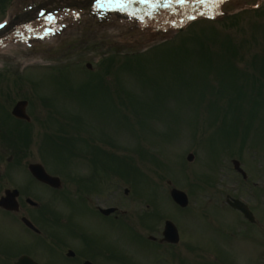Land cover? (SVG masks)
Here are the masks:
<instances>
[{
    "label": "rangeland",
    "instance_id": "obj_1",
    "mask_svg": "<svg viewBox=\"0 0 264 264\" xmlns=\"http://www.w3.org/2000/svg\"><path fill=\"white\" fill-rule=\"evenodd\" d=\"M224 11L215 21L191 22L173 41L151 47L149 38L143 47L150 50L135 47L134 30L130 46L124 44L123 27H98L97 21L90 29L95 37H81L83 19L54 26L57 36L51 41L38 34L29 45L19 41L0 52L3 57L15 53L16 65L41 47L47 61L36 67L54 73L26 72L40 82L42 93L57 99L47 109L32 101V110L37 106L44 114L27 128L29 159H43L64 177L72 175L68 179L91 175L83 185L89 202L118 206L126 211L120 218L130 224L147 205L162 206L169 196L167 180L188 192V209H173L164 201V215L175 217L182 229L185 246L176 264H259L264 259V234L254 238L264 230V0H232ZM16 66L3 64L1 70L13 73ZM189 152L195 154L192 162ZM235 157L248 173L247 183L233 169ZM228 194L248 202L259 224L244 225L226 203ZM84 205L98 225L108 223L91 204ZM114 232L121 247L149 245L138 229L124 223H116ZM190 242L193 254L186 250ZM138 247L137 252L117 247L112 264L158 263Z\"/></svg>",
    "mask_w": 264,
    "mask_h": 264
},
{
    "label": "flooded vegetation",
    "instance_id": "obj_2",
    "mask_svg": "<svg viewBox=\"0 0 264 264\" xmlns=\"http://www.w3.org/2000/svg\"><path fill=\"white\" fill-rule=\"evenodd\" d=\"M6 118L0 120V198L6 190L18 189L20 210L13 212L0 207V264H15L24 254L40 264H112L115 249L110 216L105 217L107 224L98 225L88 216L81 224L76 222L83 217L74 212L51 213L44 204L50 206L51 202L58 200L64 187L56 189L35 178L28 170L27 180L22 181L8 172V166L3 163L9 153L4 139L9 134ZM13 158L14 155L10 154L8 160ZM28 199L36 203L32 205ZM24 217L34 228L25 224ZM40 241L51 244V249L36 251L35 245ZM70 250L74 251L72 255H69Z\"/></svg>",
    "mask_w": 264,
    "mask_h": 264
},
{
    "label": "water",
    "instance_id": "obj_3",
    "mask_svg": "<svg viewBox=\"0 0 264 264\" xmlns=\"http://www.w3.org/2000/svg\"><path fill=\"white\" fill-rule=\"evenodd\" d=\"M190 158H192V156H190ZM235 164L237 167H239V163L237 161H235ZM172 196L173 198L178 202L180 203L182 206L186 205L188 200H187V197L185 195V193L179 191V190H173L172 191ZM233 206L237 207V208H240L241 210H243L246 215L248 217H250L252 219V215L251 213L249 212L248 208L243 204L241 203L240 201L238 200H235L233 203H232ZM169 232H173L172 228H169L168 229Z\"/></svg>",
    "mask_w": 264,
    "mask_h": 264
},
{
    "label": "snow or ice",
    "instance_id": "obj_4",
    "mask_svg": "<svg viewBox=\"0 0 264 264\" xmlns=\"http://www.w3.org/2000/svg\"><path fill=\"white\" fill-rule=\"evenodd\" d=\"M144 2H145V3H147V2H148V0H144ZM180 2H183V0H180Z\"/></svg>",
    "mask_w": 264,
    "mask_h": 264
}]
</instances>
